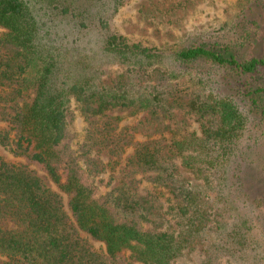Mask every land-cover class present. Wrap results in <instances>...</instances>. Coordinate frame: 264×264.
I'll return each mask as SVG.
<instances>
[{
  "label": "trees",
  "instance_id": "trees-1",
  "mask_svg": "<svg viewBox=\"0 0 264 264\" xmlns=\"http://www.w3.org/2000/svg\"><path fill=\"white\" fill-rule=\"evenodd\" d=\"M132 1L0 0V145L25 164L0 156L4 264H185L199 242V264L264 258V1L237 42L170 55L112 30ZM119 108L144 116L120 128Z\"/></svg>",
  "mask_w": 264,
  "mask_h": 264
},
{
  "label": "rangeland",
  "instance_id": "rangeland-1",
  "mask_svg": "<svg viewBox=\"0 0 264 264\" xmlns=\"http://www.w3.org/2000/svg\"><path fill=\"white\" fill-rule=\"evenodd\" d=\"M263 2L264 0H257ZM256 0H133L121 8L110 21L112 30L128 37L132 42L142 43L146 47L155 48L158 52L170 55L181 49L197 46L199 44L222 43L233 44L237 42L243 23L247 22L245 14ZM263 21V20H262ZM264 24V21H263ZM264 27L262 28L263 31ZM240 32V31H239ZM242 33V31H241ZM240 42V40H239ZM120 69L113 65L107 67L108 78L105 82L119 74ZM76 123L78 131V143L86 141L88 124L81 113L80 105H75ZM108 115L119 118L120 128L132 126L134 122L144 115L132 114L131 110L114 109ZM8 118V117H7ZM7 118L0 108V128L8 129ZM190 130H198L194 119L189 120ZM130 151L126 157L130 156ZM0 156L11 164L25 165L22 161L13 157L10 149L0 145ZM93 158L94 153L91 155ZM98 163L108 166L113 159L106 153H95ZM33 170V168H30ZM101 173V177L115 179L119 184L124 179L122 167L112 173L110 169ZM50 187H54L46 176L37 173ZM248 182L251 184L253 181ZM150 190L147 182L139 185V193L147 194ZM210 239V238H209ZM95 249H102L101 245L92 242ZM204 244L199 242L194 245V251L187 253L185 264H199L202 259ZM257 249V248H256ZM252 246L244 258L225 260L223 264H264V258L260 250ZM6 258L0 257V264H4Z\"/></svg>",
  "mask_w": 264,
  "mask_h": 264
}]
</instances>
